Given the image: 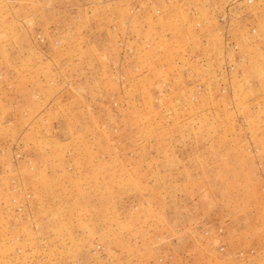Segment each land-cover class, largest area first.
I'll return each mask as SVG.
<instances>
[{"label":"rangeland","instance_id":"obj_1","mask_svg":"<svg viewBox=\"0 0 264 264\" xmlns=\"http://www.w3.org/2000/svg\"><path fill=\"white\" fill-rule=\"evenodd\" d=\"M0 264H264V0H0Z\"/></svg>","mask_w":264,"mask_h":264}]
</instances>
